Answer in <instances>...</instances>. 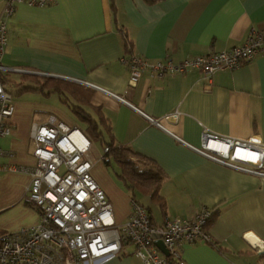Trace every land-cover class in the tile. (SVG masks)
<instances>
[{
	"label": "crops",
	"instance_id": "0c3cea01",
	"mask_svg": "<svg viewBox=\"0 0 264 264\" xmlns=\"http://www.w3.org/2000/svg\"><path fill=\"white\" fill-rule=\"evenodd\" d=\"M6 24L2 64L45 82L41 91L11 87L17 93L12 132L0 138V233L39 222L38 210L25 200L28 171L35 165L30 129L50 116L90 141L93 179L111 203L115 221L129 217L132 193L117 166L103 163L99 141L89 138L74 106L97 123L103 117L105 138L112 137L163 174L158 190L163 207L134 192L155 224L165 218L189 220L205 208L217 211L207 227L216 246L183 244L184 264H264V178L223 167L194 150L203 132L235 140L255 136L264 144V54L210 77L196 69L157 77L147 67L135 87L128 86V64L121 61L134 56L148 65L166 59L180 63L240 46L252 31L264 32V0H53L42 8L17 5ZM9 74L15 75L10 80L16 85L26 73ZM135 109L160 119L166 131ZM173 112L180 114L176 120H163ZM133 251L125 246L103 264H140Z\"/></svg>",
	"mask_w": 264,
	"mask_h": 264
},
{
	"label": "built area",
	"instance_id": "2783aa9c",
	"mask_svg": "<svg viewBox=\"0 0 264 264\" xmlns=\"http://www.w3.org/2000/svg\"><path fill=\"white\" fill-rule=\"evenodd\" d=\"M52 3L53 0H3L0 14V138L12 132L10 119L14 109L13 97L5 89L2 76L13 71L33 74L10 70L2 64L7 46V19L17 5L42 8ZM260 54H264V32L252 31L240 46L187 57L180 63L166 59L148 65L134 56L121 61L128 64V86L135 87L147 67L157 77L182 74L191 69L210 77L220 70L235 71ZM107 94L125 103L122 97ZM136 111L150 125L166 131L160 119ZM179 115L173 112L163 120L173 121ZM30 139L35 145V165L28 171L30 183L25 200L38 210L39 222L28 229L0 233V264H103L115 258L125 246L133 247V255L140 264H184L181 257L183 244L213 243L207 230L213 214L211 209H202L189 220L165 218L163 223L155 224L145 208L131 199L129 217L125 222L117 223L111 203L90 172L92 163L87 158L90 141L76 127L50 116L45 124L31 125ZM194 150L218 165L264 178V144L258 137L235 140L203 132L200 147ZM107 151L105 148L104 152ZM156 239L161 240L167 256L155 246Z\"/></svg>",
	"mask_w": 264,
	"mask_h": 264
},
{
	"label": "trees",
	"instance_id": "16d2710c",
	"mask_svg": "<svg viewBox=\"0 0 264 264\" xmlns=\"http://www.w3.org/2000/svg\"><path fill=\"white\" fill-rule=\"evenodd\" d=\"M144 1L148 4H152L156 0ZM128 45V41L125 40V48L127 47V50L129 51ZM8 74L9 73H6L4 76H2V82L6 90L7 87L10 88V91H7L12 95L13 98L17 93L15 91H12L11 87H16L19 92L41 91V89L44 87L45 80H41L40 78L32 74H22V81L20 82V84L13 85L12 83L14 82L7 78ZM23 81L30 82L32 84L38 83L39 87L36 88L29 84L23 85ZM55 88L56 91L60 90L57 86ZM71 109L72 112L77 114L78 118L83 123L87 124L86 131L89 138L99 141L103 151L105 148L108 149L107 152H104L102 161L107 167H110L111 162H113L117 166L120 179L124 183L125 187L132 193V200H135L134 192L140 191L144 194L149 195L151 201L163 207V198L159 195L158 190L164 177L159 169L151 166L146 160L138 159L137 157H135V155L127 147L116 144L112 137L109 136L110 138H105L102 128L104 129L106 123L103 117L100 116L97 123L85 114L82 107L73 106V108ZM216 214L217 211H213L212 218L209 220L208 225L211 223ZM170 263L175 264L174 262Z\"/></svg>",
	"mask_w": 264,
	"mask_h": 264
},
{
	"label": "rangeland",
	"instance_id": "374dc122",
	"mask_svg": "<svg viewBox=\"0 0 264 264\" xmlns=\"http://www.w3.org/2000/svg\"><path fill=\"white\" fill-rule=\"evenodd\" d=\"M8 77H9L8 79H10V78L15 77V75L13 74V76H12V74H8ZM1 138H3V137H1ZM92 149L98 150V152L102 151L101 148L99 147V145H94V144H92ZM101 153H102V152H101ZM91 155H92V152L90 151V152L88 153V156L90 157V159H91ZM99 155H100V154H99ZM109 170H110V172H113V167L109 168ZM142 199H143V198H139V197H138V201H140V202L144 205L145 203L142 201Z\"/></svg>",
	"mask_w": 264,
	"mask_h": 264
},
{
	"label": "water",
	"instance_id": "95a60500",
	"mask_svg": "<svg viewBox=\"0 0 264 264\" xmlns=\"http://www.w3.org/2000/svg\"><path fill=\"white\" fill-rule=\"evenodd\" d=\"M154 238H158V236H154ZM154 244H155V246L160 250L161 253H163L165 256L168 255L166 249L164 248V246H163V244H162V242H161V240L156 239V240L154 241Z\"/></svg>",
	"mask_w": 264,
	"mask_h": 264
},
{
	"label": "bare ground",
	"instance_id": "6f19581e",
	"mask_svg": "<svg viewBox=\"0 0 264 264\" xmlns=\"http://www.w3.org/2000/svg\"><path fill=\"white\" fill-rule=\"evenodd\" d=\"M251 242H253V241H251Z\"/></svg>",
	"mask_w": 264,
	"mask_h": 264
}]
</instances>
